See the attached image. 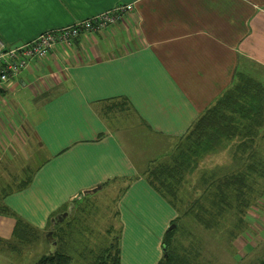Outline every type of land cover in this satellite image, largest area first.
<instances>
[{
	"label": "crops",
	"instance_id": "0c3cea01",
	"mask_svg": "<svg viewBox=\"0 0 264 264\" xmlns=\"http://www.w3.org/2000/svg\"><path fill=\"white\" fill-rule=\"evenodd\" d=\"M131 4L118 25L56 47L0 90V201L45 231L65 206L64 228L74 202L120 197L121 264H158L179 216L144 174L237 73L264 86V0H0V38L20 46ZM226 142L241 170L261 165L247 158L264 156V129L257 143ZM15 226L0 215V245L18 252Z\"/></svg>",
	"mask_w": 264,
	"mask_h": 264
},
{
	"label": "trees",
	"instance_id": "16d2710c",
	"mask_svg": "<svg viewBox=\"0 0 264 264\" xmlns=\"http://www.w3.org/2000/svg\"><path fill=\"white\" fill-rule=\"evenodd\" d=\"M122 100H125V98ZM121 102L116 101L117 104H121ZM103 115L106 117V112ZM263 129L264 86L258 80L239 72L235 75L230 88L223 92L199 116L188 132L179 139L178 147L173 155H171L170 161L168 163L152 164L144 174L146 180L163 199L173 208L177 209L179 193L187 175L196 169L204 158L217 153L226 141H240L243 147L257 143V137ZM262 154L257 155L256 152H253L247 158V162L254 161L257 164H261L259 167L250 163L247 172L223 176L222 178H218L216 182H209V191L201 195L198 200H212L210 204L219 207V209H221L224 200H247L245 199L247 194L246 190L248 188L251 190L248 181L252 175L259 174L260 177L262 176L264 178V168L262 165L264 163V156ZM253 166H255L254 169L256 171L258 170L257 173L252 172ZM258 179V185L262 184L261 178ZM31 181L29 179L27 182H24L18 190L26 189L31 184ZM118 182L122 181L117 179L108 182L102 185V188ZM130 184L128 181L123 193ZM119 199L120 197L118 200H110L112 203L110 209H112L113 218L117 223L119 232L116 236L111 237L115 226L112 225L110 227L107 234V236L111 237L109 244L97 254L90 264H121L122 226L118 210ZM76 203H73L74 216L65 220V228L63 225L53 224L52 219H55L58 215L67 213L69 211V205L52 215L49 225L45 230L46 232L43 231L42 233L18 217L3 200L0 201V215L16 219L13 240L21 244L39 240L43 237L44 233L47 236L52 233V241H49V243L54 246L53 251L43 255L34 264H72L73 259L69 253L71 241L76 242L75 244L84 243L85 231L88 230L89 223H91L89 215L95 211V200H85L77 206ZM192 215H195L201 223L208 225L203 217H200L193 211ZM178 219L174 220L172 224H175ZM175 230L176 228L171 231L168 230L165 234L163 240V245L166 249L165 257L158 264H173L172 257L167 250L166 241L175 233ZM62 245L65 248L59 249ZM261 264H264V259Z\"/></svg>",
	"mask_w": 264,
	"mask_h": 264
},
{
	"label": "rangeland",
	"instance_id": "374dc122",
	"mask_svg": "<svg viewBox=\"0 0 264 264\" xmlns=\"http://www.w3.org/2000/svg\"><path fill=\"white\" fill-rule=\"evenodd\" d=\"M146 143H150V140ZM178 143L175 141L171 145L170 156L169 152L152 157V160H156L153 164L168 163ZM227 143L225 142L223 146ZM234 146L236 147L235 144ZM220 151L216 155L204 158L198 167L187 175L181 188L176 209L179 216L175 223L176 230L166 241L173 264H261L264 259V178L262 176L252 173L248 181L251 190L249 188L246 190L247 200H224L221 209L212 206L210 204L212 200H198L201 195L209 191V182H216L223 176L248 171L245 165L243 170L240 169L237 158L225 156L232 155L233 150H226L223 153ZM25 155L27 154L24 153ZM34 164L35 160H32L29 167L33 168ZM257 177L261 178L262 184L258 185ZM96 192L95 195L102 191ZM94 207L95 211L89 215L91 224L89 223L90 229L88 227L85 231L84 243L75 244L76 242L71 241L69 246L72 264H90L97 254L107 247L109 239L119 232L110 209L111 201L108 198L95 200ZM192 211L203 217L208 225L201 223L195 215H192ZM112 225L115 226L114 232L109 237L107 234ZM46 236L44 233L39 240L17 244L18 252L12 251L6 244L0 245V256L13 254L16 258L15 260V258L0 257V264H34L54 249L49 243L52 241L51 236ZM64 248V245L59 247V249Z\"/></svg>",
	"mask_w": 264,
	"mask_h": 264
},
{
	"label": "built area",
	"instance_id": "2783aa9c",
	"mask_svg": "<svg viewBox=\"0 0 264 264\" xmlns=\"http://www.w3.org/2000/svg\"><path fill=\"white\" fill-rule=\"evenodd\" d=\"M134 6L119 5L114 9L84 21L41 34L37 39L20 46H10L0 38V90L31 67L33 61H42L56 47L73 48L75 42L87 34L105 31L122 22Z\"/></svg>",
	"mask_w": 264,
	"mask_h": 264
},
{
	"label": "water",
	"instance_id": "95a60500",
	"mask_svg": "<svg viewBox=\"0 0 264 264\" xmlns=\"http://www.w3.org/2000/svg\"><path fill=\"white\" fill-rule=\"evenodd\" d=\"M52 223L56 224L57 223V219H52ZM176 228L175 224H172L171 227L169 228V231L174 230ZM48 236H52V233H50ZM54 245H56V243H54Z\"/></svg>",
	"mask_w": 264,
	"mask_h": 264
},
{
	"label": "snow or ice",
	"instance_id": "6c2138e0",
	"mask_svg": "<svg viewBox=\"0 0 264 264\" xmlns=\"http://www.w3.org/2000/svg\"><path fill=\"white\" fill-rule=\"evenodd\" d=\"M0 23H2V22H0Z\"/></svg>",
	"mask_w": 264,
	"mask_h": 264
}]
</instances>
